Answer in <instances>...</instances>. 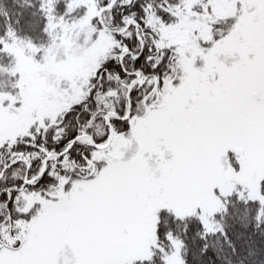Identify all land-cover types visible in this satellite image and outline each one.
<instances>
[{
    "label": "snow or ice",
    "instance_id": "6c2138e0",
    "mask_svg": "<svg viewBox=\"0 0 264 264\" xmlns=\"http://www.w3.org/2000/svg\"><path fill=\"white\" fill-rule=\"evenodd\" d=\"M0 264H264V0H0Z\"/></svg>",
    "mask_w": 264,
    "mask_h": 264
}]
</instances>
